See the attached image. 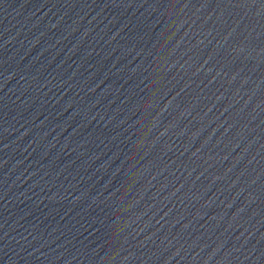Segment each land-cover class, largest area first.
Here are the masks:
<instances>
[{"label":"water","instance_id":"obj_1","mask_svg":"<svg viewBox=\"0 0 264 264\" xmlns=\"http://www.w3.org/2000/svg\"><path fill=\"white\" fill-rule=\"evenodd\" d=\"M0 264H264V0H0Z\"/></svg>","mask_w":264,"mask_h":264}]
</instances>
